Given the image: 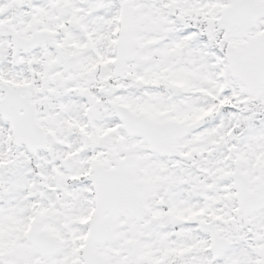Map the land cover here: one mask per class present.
I'll return each mask as SVG.
<instances>
[{
	"label": "snow or ice",
	"instance_id": "1",
	"mask_svg": "<svg viewBox=\"0 0 264 264\" xmlns=\"http://www.w3.org/2000/svg\"><path fill=\"white\" fill-rule=\"evenodd\" d=\"M0 264H264V0H0Z\"/></svg>",
	"mask_w": 264,
	"mask_h": 264
}]
</instances>
